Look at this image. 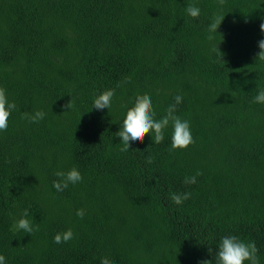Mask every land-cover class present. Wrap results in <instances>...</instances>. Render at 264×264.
I'll return each mask as SVG.
<instances>
[{"label": "trees", "instance_id": "obj_1", "mask_svg": "<svg viewBox=\"0 0 264 264\" xmlns=\"http://www.w3.org/2000/svg\"><path fill=\"white\" fill-rule=\"evenodd\" d=\"M262 22L264 0H0V88L16 105L0 132L5 264H215L229 235L254 241L264 264ZM108 89L111 106L93 108ZM137 94L156 119L181 95L194 143L172 150L170 123L163 142L147 134L121 151ZM36 111L39 122L23 117ZM72 168L82 180L57 191L55 173ZM25 209L30 235L16 227ZM67 229L74 238L55 243Z\"/></svg>", "mask_w": 264, "mask_h": 264}, {"label": "clouds", "instance_id": "obj_2", "mask_svg": "<svg viewBox=\"0 0 264 264\" xmlns=\"http://www.w3.org/2000/svg\"><path fill=\"white\" fill-rule=\"evenodd\" d=\"M225 0H218L219 5H223ZM186 12L191 18H198L200 15V9L194 5H188ZM224 16H217L209 24L208 30L210 33H217V29L221 25ZM260 31L264 33V22L260 25ZM209 40L213 39L210 35ZM260 51L256 56V60H264V39L258 42ZM218 59L224 53L220 52L218 45L213 48ZM115 95V89H108L99 94L93 101V108L97 110L108 109L111 106L112 98ZM182 96H175V103L170 105L166 109V113L160 119H156V113L153 110L151 97L147 94L135 96L134 102L131 107L127 108L126 115L123 118L120 129L115 133L120 139V143L123 147L121 151L130 150V142H141L145 135L151 134L153 143L159 144L164 140L165 129L171 123L172 135H171V147L172 150H183L190 144L194 143L189 121L182 120L179 116L175 115L176 106L182 102ZM71 100V99H70ZM70 100L65 105L66 108L70 106ZM254 103H264V89L258 91L254 97ZM16 109L14 102H9L6 96V90L0 88V132L6 131L8 127V118L13 110ZM45 116L43 111H36L34 114L24 113L23 117L31 122H39ZM148 163L152 162V158H148ZM55 175L59 178L53 182V187L57 191H63L68 188L69 184H76L82 180L80 172L76 168L69 169L67 172L57 171ZM200 175L199 172L194 176L186 177L184 183L195 184L196 176ZM190 193H172V201L180 205L183 201L190 198ZM76 215L80 218L84 216V210L78 209ZM28 216V210L25 209L22 217L17 221L16 227L19 230H23L27 234L33 232V226ZM74 238L72 229H67L62 233H57L54 236V242L57 244L66 243ZM211 253L212 249H208ZM258 249L254 241L244 242L236 236H224L221 238L218 245V249L215 252V264H245L248 261L249 264H259V257L257 255ZM0 264H5V257L0 255ZM100 264H111L107 257L101 258ZM200 264H213L212 260L201 261Z\"/></svg>", "mask_w": 264, "mask_h": 264}]
</instances>
